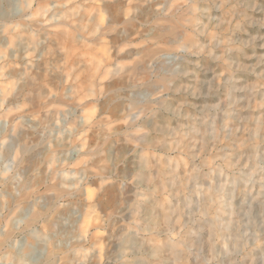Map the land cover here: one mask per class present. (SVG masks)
Segmentation results:
<instances>
[{"label": "rangeland", "instance_id": "374dc122", "mask_svg": "<svg viewBox=\"0 0 264 264\" xmlns=\"http://www.w3.org/2000/svg\"><path fill=\"white\" fill-rule=\"evenodd\" d=\"M260 120L264 0H0V264H264L202 214L211 183L225 233L263 212Z\"/></svg>", "mask_w": 264, "mask_h": 264}, {"label": "bare ground", "instance_id": "6f19581e", "mask_svg": "<svg viewBox=\"0 0 264 264\" xmlns=\"http://www.w3.org/2000/svg\"><path fill=\"white\" fill-rule=\"evenodd\" d=\"M112 1V0H111ZM114 1V0H113ZM132 1V0H131ZM198 1V0H197ZM30 2V1H29ZM101 2V1H100ZM106 1H104V3H105ZM138 2V1H137ZM136 2V3H137ZM139 2H141V1H139ZM143 2H145V1H143ZM193 2V1H192ZM233 2V1H232ZM108 3V2H107ZM106 4V3H105ZM142 4V3H141ZM140 4V5H141ZM129 4L127 3V6H128ZM106 6V5H105ZM109 6V5H108ZM124 8V7H123ZM122 8V9H123ZM126 8V7H125ZM234 8V7H233ZM185 9V8H184ZM223 9V8H222ZM238 9V8H237ZM237 9H235L236 11H237ZM138 10H139V8H138ZM149 10V9H148ZM182 11V10H181ZM187 11H189V10H187ZM136 12V11H135ZM183 12V11H182ZM186 12V11H185ZM238 12V11H237ZM138 13V12H137ZM231 13V12H230ZM234 13V12H233ZM249 14V13H248ZM233 14H231L229 17L231 18V16H232ZM118 16V15H117ZM127 16V15H126ZM132 16V15H131ZM162 16V15H161ZM117 18V17H116ZM237 18V17H236ZM233 19V18H232ZM219 21H222V20H220L219 19ZM218 21V22H219ZM205 24H207V23H205ZM229 24V23H228ZM160 25V24H159ZM161 25H163V24H161ZM160 25V26H161ZM204 26V25H203ZM208 29V28H207ZM215 29V28H214ZM107 30V29H106ZM142 31V30H141ZM137 32V31H136ZM165 32V31H164ZM212 32H213V30H212ZM218 32V31H217ZM217 32H215V33H217ZM159 33V32H158ZM205 33H206V31H205ZM112 34V33H111ZM140 34V33H139ZM143 34V33H142ZM163 34V33H162ZM167 34V33H166ZM176 34V33H175ZM133 35V34H132ZM137 35V34H136ZM157 35H159V34H157ZM165 36V35H164ZM139 37V36H138ZM137 37V38H138ZM129 38H131V37H129ZM136 38V39H137ZM219 38V37H218ZM142 39V38H141ZM141 39H140V41H141ZM147 39V38H146ZM145 39V40H146ZM158 39V38H157ZM132 41V40H131ZM142 41H144V40H142ZM149 41V40H148ZM150 41L151 42H153L151 39H150ZM121 42V41H120ZM140 43V42H139ZM149 43V42H148ZM128 44H129V42H128ZM136 44V43H135ZM111 45V44H110ZM145 45V44H144ZM227 46V45H226ZM253 47V46H252ZM227 48H230V47H228L227 46ZM234 48H235V46H234ZM223 49V48H222ZM221 49V50H222ZM132 50V49H131ZM225 50V49H224ZM230 51V50H229ZM253 51V50H252ZM214 52V51H213ZM216 52V51H215ZM232 52V51H231ZM211 55V54H210ZM146 56H149V52H147L146 54H144V56L143 57H146ZM141 57V56H140ZM223 57V56H222ZM156 59V58H155ZM154 59V60H155ZM220 59V58H219ZM227 61H228V59H227ZM232 63V62H231ZM158 64V63H157ZM223 64V63H222ZM233 65V64H232ZM154 67H155V65H154ZM185 70V69H184ZM235 70V69H234ZM220 71V70H219ZM231 72V71H230ZM229 72V73H230ZM171 73V72H170ZM227 73V72H226ZM226 75H228V74H226ZM233 75H235V74H233ZM228 77H230L229 75H228ZM238 78V77H237ZM221 80V79H220ZM219 80V81H220ZM230 80V79H229ZM148 83H149V81H148ZM155 83V82H154ZM228 83V82H227ZM221 84V83H220ZM229 84V83H228ZM128 85H129V83H128ZM127 85V86H128ZM118 86V85H117ZM152 86V85H151ZM229 86V85H228ZM234 86V85H233ZM129 87V86H128ZM144 87V86H143ZM157 87V86H156ZM236 87V86H235ZM110 88V87H109ZM153 88V87H152ZM224 88V87H223ZM226 88H227V86H226ZM134 90V89H133ZM140 90V89H139ZM225 90V89H224ZM235 90V89H234ZM236 91V90H235ZM250 91V90H249ZM156 93V92H155ZM225 94V93H224ZM147 95V94H146ZM145 95V96H146ZM149 95H150V93H149ZM154 95V94H153ZM171 95V94H170ZM172 96V95H171ZM226 96H229V95H226ZM236 96H238V95H236ZM148 97V96H147ZM174 98H176V97H174ZM236 98V97H235ZM220 99V98H219ZM154 100V99H153ZM107 101H110V100H107ZM225 102H226V99L224 100ZM146 102V101H145ZM194 102V101H193ZM223 102V101H222ZM228 102V101H227ZM233 102V101H232ZM234 103H235V101H234ZM143 105V104H142ZM224 105V104H223ZM229 105V104H228ZM178 106V105H177ZM234 106V105H233ZM138 107V106H137ZM171 107H173V106H171ZM176 107V106H175ZM229 107V106H228ZM178 108V107H177ZM218 108V107H217ZM175 109V108H174ZM180 109V108H179ZM183 111V110H182ZM221 111V110H220ZM178 112V111H177ZM180 112V111H179ZM178 112V113H179ZM226 112V111H225ZM115 113V112H114ZM174 113V112H173ZM177 113V114H178ZM229 113H231L230 111H229ZM229 113L228 112H226L225 114L226 115H229ZM185 114V113H184ZM178 115H180V114H178ZM195 115V114H194ZM223 115V114H222ZM119 116V115H118ZM220 118H222V116L220 117ZM202 120H205V119H201L200 121H202ZM199 121V122H200ZM213 121V120H212ZM211 121V122H212ZM222 121V120H221ZM223 121H224V119H223ZM191 122V121H190ZM198 122V123H199ZM204 122V121H203ZM183 123V122H182ZM223 123V122H222ZM203 124V123H202ZM213 124V123H212ZM229 124V123H228ZM262 124H264V121H262V120H260V121H258V123H257V126H256V130H255V139H256V137H258L259 139L258 140H260L261 141V137H260V134H259V130L261 129V128H263L262 126ZM220 127H221V125H220ZM192 129H193V127H191ZM135 129V128H134ZM195 129V128H194ZM219 129V128H218ZM196 130V129H195ZM206 131V130H205ZM197 132V131H196ZM211 132V131H210ZM209 132V133H210ZM212 133V132H211ZM210 133V134H211ZM261 133V132H260ZM207 134V133H206ZM205 134V135H206ZM200 135V134H199ZM219 136V135H218ZM211 137V136H210ZM202 138V137H201ZM200 138V139H201ZM205 138V137H204ZM173 139V138H172ZM196 139V138H195ZM20 140V139H19ZM205 140V139H204ZM257 140V139H256ZM22 141V140H21ZM164 141V140H163ZM255 141V140H254ZM166 142V141H165ZM167 142H168V140H167ZM174 142V141H173ZM200 142V144H201V140L199 141ZM257 142V141H256ZM262 142V141H261ZM171 143V142H170ZM175 143V142H174ZM172 145H173V143H171ZM254 144V143H253ZM257 144V143H256ZM163 147H165L164 145H162ZM203 146V145H202ZM254 146V145H253ZM204 147V146H203ZM202 147V149H204ZM205 147H206V145H205ZM252 147V146H251ZM255 147H256V145H255ZM258 147H259V145H258ZM257 147V148H258ZM173 148H174V146H173ZM172 148V149H173ZM201 148V147H200ZM254 148V147H253ZM260 148V147H259ZM262 149H263V147H262ZM260 150L261 149H259V153H255V152H253V160L256 162V160H257V162L259 161V162H262V161H264V155L263 154H261L260 153ZM231 151H232V149H231ZM258 151V150H257ZM256 151V152H257ZM252 152V151H251ZM231 152H229V154H230ZM233 153V152H232ZM228 154V155H229ZM251 154V153H250ZM232 155V154H231ZM248 156H249V154H248ZM33 158V157H32ZM232 159V158H231ZM248 159V158H247ZM256 159V160H255ZM226 160V159H225ZM229 160V159H228ZM260 160H262V161H260ZM223 161V160H222ZM221 161V162H222ZM225 162V161H224ZM234 162V161H233ZM227 163V162H226ZM230 163V162H229ZM232 165V164H231ZM254 165V164H253ZM257 165H258V163H257ZM144 166V165H143ZM251 166V165H250ZM231 167V166H230ZM252 167H254V166H252ZM250 168V167H249ZM227 170V169H226ZM232 170V169H231ZM250 170V169H249ZM255 170H256V168L254 167V169H253V171L255 172ZM196 171V170H195ZM194 171V172H195ZM238 171V170H237ZM240 171V170H239ZM245 171V170H244ZM216 172V171H215ZM240 172H243V171H240ZM239 172V173H240ZM247 172V171H246ZM246 172H245V174H246ZM224 173V172H223ZM236 173V172H235ZM177 175V174H176ZM199 175V174H198ZM240 175V174H239ZM255 175V174H254ZM224 176H225V174H224ZM231 176V175H230ZM249 176V175H248ZM177 178H178V176H176ZM181 177V176H180ZM196 177V176H195ZM239 177H241V176H239ZM174 178V177H173ZM177 178H175V179H177ZM252 178H253V176H252ZM179 179V178H178ZM228 179V178H227ZM230 179V178H229ZM236 179V178H235ZM239 179V178H238ZM240 179H242V177L240 178ZM174 180V179H173ZM232 180V179H231ZM243 180V179H242ZM174 181H176V180H174ZM227 181V180H226ZM233 181V180H232ZM247 181V180H246ZM248 181H250V180H248ZM180 182V181H179ZM221 182V181H220ZM224 182V181H223ZM238 182V181H237ZM240 182V181H239ZM245 182V181H244ZM253 182V181H252ZM217 183V182H216ZM218 184V183H217ZM162 185V187H163V184H161ZM261 185V184H260ZM201 186V185H200ZM246 187V186H245ZM249 187H250V185H249ZM233 188H235L234 186H233ZM252 188H253V186H252ZM163 189V188H162ZM195 189V188H194ZM232 190H234V189H232ZM203 191V190H202ZM227 191H229V190H227ZM249 192V191H248ZM250 192H251V190H250ZM232 193H233V191H232ZM229 194V193H228ZM228 194H227V196H228ZM236 194V193H235ZM251 194V193H250ZM201 196V195H200ZM244 196V195H243ZM197 197V196H196ZM195 197V198H196ZM230 197H231V195H230ZM253 197V196H252ZM201 199V198H200ZM231 199V198H230ZM202 200H203V211H202V214L206 217V222L208 223V227L207 228H209V238H210V240L212 239L213 240V238L214 237H216V238H218L220 241H221V243L222 244H224V249H225V256H227L228 255V258L227 259H230L231 258V254H232V252L233 251H238L239 249H241L242 251H245V256H248L250 259H253V256L252 255H254L255 254V252L259 249L260 250V252H262L263 254H264V245H262V246H258V241L261 239V237L260 236H262L263 238H264V210H263V212H261V213H259L258 214V218L260 219V221H259V219L258 218H256V216L254 215V217H253V215H252V208H253V202L255 201L254 200V198H252V199H249V197L248 198H246V197H243V199L241 200L243 203L244 202H246V203H248V206H247V208H248V211H246L244 214H243V216H244V220H245V223L243 224V227L246 229L245 231H247L248 229H250V232L248 233V234H245V236H244V234H242V232H243V230L241 231V230H239V229H237L236 227L238 226V225H236V223H238V219L236 220V223L235 224H232V226H230L229 224H227V226H226V228H227V230H228V232H226L225 233V229H223V223L221 222V218H222V214L225 212V209H226V207L227 208H229V206H230V208H231V213H236L237 211L236 210H238L239 208H242L241 206H239V204L237 205V203L235 202V200L233 201V200H231L232 202L231 203H226L225 204V199H224V186L223 185H219V186H216V185H213L212 183L211 184H209V186L207 187V188H205L204 189V191H203V197H202ZM254 200V201H253ZM168 205V204H167ZM238 206V207H237ZM257 206H261L260 204L259 205H257ZM167 207V206H166ZM172 208H175V207H173L172 206ZM172 208H170L171 210H172ZM262 208V207H261ZM166 209V208H165ZM169 209V208H168ZM263 209V208H262ZM174 210V209H173ZM247 210V209H246ZM168 211V210H167ZM245 211V210H244ZM261 211V210H260ZM172 212L173 211H171V214H172ZM229 211H227V213H228ZM168 213H170V212H168ZM174 213V212H173ZM199 213V212H198ZM225 214V213H224ZM229 215V214H228ZM237 215V214H236ZM35 216H36V214H34L33 216H31V218H35ZM167 216V218H169V216L168 215H166ZM163 217V216H162ZM241 217V216H240ZM239 217V218H240ZM262 217V218H261ZM164 218V217H163ZM255 218H256V220H255ZM171 219H173V218H171ZM223 219V218H222ZM163 220H165V218L163 219ZM226 220V219H225ZM256 222H255V221ZM258 220V221H257ZM172 221V220H171ZM227 221V220H226ZM229 221V220H228ZM241 221V220H240ZM163 222H165V221H163ZM168 222V221H167ZM167 222H166V224H167ZM170 222V221H169ZM168 222V223H169ZM225 222V221H224ZM243 222V221H242ZM227 223V222H226ZM232 223V222H231ZM171 225V224H170ZM234 225V226H233ZM169 226V225H168ZM205 227V228H206ZM243 228V229H244ZM261 230V231H260ZM261 232V233H258V232ZM167 232H169V231H167ZM207 232H208V230H207ZM245 233V232H244ZM261 234V235H260ZM246 235H249V237H246ZM129 236V235H128ZM135 238V237H134ZM133 237H127V242H129V243H132V245H133V243H136V244H138V242L136 241V239H134ZM215 239V238H214ZM180 240V239H179ZM207 240H209V239H207ZM217 241V240H216ZM126 242V241H125ZM171 242V248H172V251H173V253H172V255L174 254L176 257H177V255H178V252H182V253H185V254H188V255H194L195 256V258L197 257V255H199V254H197L196 252H193L192 250H189V249H187L186 247H188L187 246V243H185V241L184 240H180V241H170ZM188 242V241H187ZM209 243H210V241H209ZM141 244V243H140ZM135 246V245H134ZM133 247V246H132ZM208 248L210 247V250H211V252L214 254V247H215V243H214V241H213V243H212V247L211 246H207ZM207 248V250H209ZM136 250H137V248H135ZM202 254V253H201ZM174 257V256H173ZM173 259H175V258H173ZM176 259H178V258H176ZM175 259V260H176ZM224 259V258H223ZM139 260V259H138ZM174 260V261H175ZM197 260V259H196ZM195 260V261H196ZM50 261H51V258L50 257H48L47 259H46V261H45V264H50ZM140 261V260H139ZM177 261V260H176ZM139 263V262H138ZM228 264H232V262L230 261ZM242 264V263H241Z\"/></svg>", "mask_w": 264, "mask_h": 264}]
</instances>
